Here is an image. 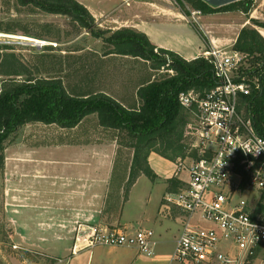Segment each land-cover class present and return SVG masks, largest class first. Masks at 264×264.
<instances>
[{"label":"rangeland","instance_id":"rangeland-1","mask_svg":"<svg viewBox=\"0 0 264 264\" xmlns=\"http://www.w3.org/2000/svg\"><path fill=\"white\" fill-rule=\"evenodd\" d=\"M154 1L184 8L189 11L188 15L199 10L189 3L180 4L178 0ZM200 13L199 10L196 18L192 19V24L198 29L201 37H204ZM249 14L253 15L250 20L264 22V0H251ZM93 22L94 31L103 30L102 36L95 37L92 31L68 14L49 13L30 5L22 6L17 4L16 0H0V53H13L16 61L10 62L11 58L5 57L4 64L7 63L3 70H9L11 63L20 64V70L28 71L16 76L18 78L29 75L59 77L64 86L69 88L71 77H80L94 59L112 49V45L104 42V37L110 36L113 26H98L94 19ZM173 35L170 33L169 37ZM37 40L44 43L40 44L41 46L36 45ZM241 66L249 67L245 57ZM158 69L160 68H152L153 78L163 75ZM3 77L6 76L0 75V78ZM248 77L246 76V79L249 80ZM251 81L255 83L256 79ZM239 110L250 117L244 112V107L239 106ZM97 123L96 115L90 114L75 128L77 133L90 136L93 146L89 152L76 157L74 171H81L82 157L87 162L85 167L90 166L92 177L112 171L113 179L108 183L106 204H114L119 202L124 194L125 183H122V178L127 173L132 150L126 147L127 137L115 136V130L100 128ZM75 129L32 122L19 127L4 141L3 150L0 152L3 156L0 158V264H71L72 262H68L71 255L62 253L63 250L68 246L72 251L76 245L84 246L85 238L94 226L99 227L98 223L108 221L105 215L99 217L100 212L96 211L101 196L92 195L90 207L84 204L82 194L79 193L83 182L81 179L75 181L74 203L67 199V180L62 179L66 171L61 162L58 164L57 175L60 177L56 179L53 175L54 165L50 169H39L36 160L31 157L34 146H55L74 139L72 133L74 134ZM113 140L116 141V146H113ZM184 141L189 144L190 138L184 136ZM190 150L191 147L188 151ZM62 153H56L55 158L64 161L67 155ZM186 157L183 159L188 164L181 165V168L189 166L193 159ZM47 159L45 157L42 161ZM177 160L179 161V158L175 161ZM163 165L166 166L164 163ZM89 183L91 193L98 194V177ZM58 257L63 261L60 262ZM258 263L259 261H256V264Z\"/></svg>","mask_w":264,"mask_h":264},{"label":"crops","instance_id":"crops-1","mask_svg":"<svg viewBox=\"0 0 264 264\" xmlns=\"http://www.w3.org/2000/svg\"><path fill=\"white\" fill-rule=\"evenodd\" d=\"M82 4L95 20L98 26L108 25V28H132L146 35L148 40L159 48L175 52L180 57L191 60L200 57L212 48L231 51L239 30L244 25L251 24L252 14H244L240 10L222 11L214 13H200L204 37L192 24L190 15L180 8L159 4L154 0H76ZM196 18V15H195ZM111 25V26H109ZM264 37V28L255 27ZM202 32V31H201ZM170 33L174 35L170 36ZM202 34V33H201ZM203 38V39H202ZM150 62L138 56L107 53L99 55L87 68L76 77H71L68 93L72 95H88L104 93L118 101L126 108L139 105L136 95L137 89L153 79ZM99 126V124L97 123ZM78 125L70 128L74 130ZM102 128L101 126H99ZM74 139L64 141L55 146H34L31 155L36 160L39 169L55 166L53 175L58 179L59 162L66 171L62 179H66L67 199L72 204L75 198V181L81 179L82 199L90 207L92 195L101 196L99 217L105 215L108 221L97 220L98 230L121 229L132 231L140 227H147L154 232V255L140 254L136 248L127 246L97 244L91 247L75 246L73 251L68 246L62 253L70 256L71 264H172L170 254L174 241L179 234L181 223L175 218L174 211L168 212L162 205V196L167 191H177L186 185L188 180L185 159L171 161L151 151L147 162L155 174L154 179L139 174L127 190L126 196L119 202L107 203L108 183L113 179V173L92 177L90 166L84 157L81 158V171H74V162L79 155L89 152L93 146L90 136L74 131ZM116 146V141H112ZM63 152L66 159L59 160L55 154ZM50 156H44V154ZM47 157V160L43 158ZM77 157V158H76ZM54 160V161H53ZM54 162V163H52ZM163 163L166 165L164 166ZM168 164V165H167ZM188 164V163H187ZM66 175V176H65ZM98 177L97 193H91L90 181ZM146 178V179H145ZM124 183L126 176L123 178ZM102 181V183H99ZM57 189V187H55ZM62 190V188H61ZM103 213V214H101ZM53 250V249H51ZM72 251V252H71ZM61 253V254H62ZM53 254V253H52ZM60 254V255H61ZM59 255V256H60ZM61 257H58V259ZM182 264V263H181Z\"/></svg>","mask_w":264,"mask_h":264},{"label":"built area","instance_id":"built-area-1","mask_svg":"<svg viewBox=\"0 0 264 264\" xmlns=\"http://www.w3.org/2000/svg\"><path fill=\"white\" fill-rule=\"evenodd\" d=\"M198 13L195 10L191 16ZM164 57L166 63L158 72L172 75L171 59ZM200 57L211 64L215 85L203 93L190 88L177 96L191 113L183 137L190 138L188 145L197 158L186 167V185L162 196V205L174 211L181 223L170 261L264 264V136L239 110L240 97L252 89L240 72L245 56L212 48ZM85 239L87 247L127 246L154 255V232L147 227L132 231L93 228Z\"/></svg>","mask_w":264,"mask_h":264},{"label":"trees","instance_id":"trees-1","mask_svg":"<svg viewBox=\"0 0 264 264\" xmlns=\"http://www.w3.org/2000/svg\"><path fill=\"white\" fill-rule=\"evenodd\" d=\"M17 4L35 6L49 13L68 14L83 27L100 37L103 30L94 31L93 18L88 10L76 0H16ZM189 3L201 13L240 10L248 14L251 0H237L221 6H212L203 0H178ZM185 14L186 9L180 8ZM254 25L264 28V22L252 20ZM93 29V30H92ZM104 42L112 45L107 53L138 56L150 62L152 68H160L165 62L164 55L171 59L172 75L163 73L158 78L141 85L136 95L139 105L126 108L104 93L72 95L67 92L59 77L25 78L16 76L23 72L20 64H9L3 70L5 57L15 62L13 53H0V152L4 141L24 124L41 122L72 128L90 114H95L99 126L112 129L116 135L127 137L126 147L132 150L124 182V194L139 174L154 179L155 174L147 162L149 152L175 161L186 156L197 158V152L184 141L183 133L191 113L180 105L178 93L190 88L203 93L215 85L211 64L203 57L186 60L173 51L153 45L145 34L132 29L120 28L112 31ZM234 51L245 56L249 67H240L243 75L250 76L251 91L240 97L239 106L250 116L256 131L264 136V37L253 25H244L232 45ZM2 153L0 158L2 159ZM113 173V172H112ZM123 179V178H122ZM123 182V181H122Z\"/></svg>","mask_w":264,"mask_h":264},{"label":"water","instance_id":"water-1","mask_svg":"<svg viewBox=\"0 0 264 264\" xmlns=\"http://www.w3.org/2000/svg\"><path fill=\"white\" fill-rule=\"evenodd\" d=\"M203 1H205L206 3L212 6H221L237 0H203Z\"/></svg>","mask_w":264,"mask_h":264},{"label":"bare ground","instance_id":"bare-ground-1","mask_svg":"<svg viewBox=\"0 0 264 264\" xmlns=\"http://www.w3.org/2000/svg\"><path fill=\"white\" fill-rule=\"evenodd\" d=\"M30 39V38H29ZM33 41V40H32ZM40 44H43L44 42L42 40H37Z\"/></svg>","mask_w":264,"mask_h":264}]
</instances>
